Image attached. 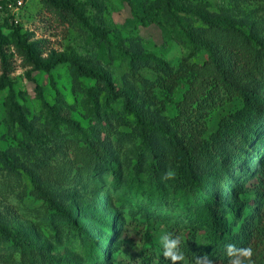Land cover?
Returning a JSON list of instances; mask_svg holds the SVG:
<instances>
[{
  "label": "rangeland",
  "instance_id": "obj_1",
  "mask_svg": "<svg viewBox=\"0 0 264 264\" xmlns=\"http://www.w3.org/2000/svg\"><path fill=\"white\" fill-rule=\"evenodd\" d=\"M175 6L198 16H180ZM82 17L105 29L111 44ZM208 23L233 25L264 46V0H0V264H91L107 256L111 264H141V250L151 247L146 236L158 252L167 243L171 226L161 216L186 225V212L202 214L200 200L180 186L166 133L188 139L190 111L218 69L233 85L219 88L226 110L244 107L239 88L264 95V68L239 66L233 37ZM189 35L213 56L205 49L192 56ZM119 47L142 60L131 62ZM80 69L106 73L124 98ZM134 109L154 128L137 125L128 114ZM215 113L205 111L199 126ZM249 130L242 164L232 162L239 148L229 140L194 164L219 213L243 201L248 214L258 208L250 172L262 164L264 107ZM144 209L157 212L151 224ZM259 221L264 227V208ZM241 263L264 264V242Z\"/></svg>",
  "mask_w": 264,
  "mask_h": 264
},
{
  "label": "trees",
  "instance_id": "obj_2",
  "mask_svg": "<svg viewBox=\"0 0 264 264\" xmlns=\"http://www.w3.org/2000/svg\"><path fill=\"white\" fill-rule=\"evenodd\" d=\"M176 9L180 16H198L196 12L184 7H176ZM74 12L77 11L74 10ZM82 19L91 31L111 44L110 37L105 29L91 25L85 17H82ZM208 24L213 28H222L228 35L233 37L234 44L239 48L236 49L237 62H240L239 66L247 67L251 65L263 70L264 46L259 39L230 24ZM188 45L191 48L192 56H197L202 49H205L211 57L213 56L209 46L195 40L191 35H189ZM119 53L133 63L142 60L127 47H119ZM33 61L46 70L52 68V65H43L37 59L33 58ZM67 62H69L67 59H60L57 64ZM80 73L83 76L98 78L114 97L124 98V94L116 93V85L106 73L94 69H80ZM223 85L233 86L229 82L225 71L218 69L215 75L207 80L205 84V89L210 88L208 92L199 98L197 104L190 111L192 121L185 134L188 139H182L183 141H181L175 132L168 131L166 133L168 141L175 147L176 162L179 164L181 171L179 176L180 186L183 192L200 200L195 209L202 212V214L195 211L192 213L186 212L185 216L189 218V224L186 225L173 220L170 215L164 214L161 216L160 218L165 221L166 225L171 226L166 236L167 243L161 247V252H158L155 250L154 239L151 236H146L145 241L151 247L150 249L141 250L139 258L141 264H243L241 260L246 257L243 250L250 249L252 253L254 248L260 247L264 242V227L259 221L261 210L264 208V147L260 153L263 158L262 164L256 161L257 164H254L250 172L252 185L249 190L254 191L255 204L258 208H254L249 214L245 212L246 201L239 203L236 208L228 209L226 213H219L217 206L220 203L210 197L203 187L201 174L194 165L198 159L210 156L218 145L228 140L233 141L232 143L235 145L238 143L237 147L239 149L234 151L235 153L231 157L233 163L240 165L249 158L246 150L254 135L249 128L255 123L259 110L264 107V95L251 89H237L236 92L243 99L244 107L232 113L222 106V100L218 95L219 88ZM191 104L189 100L187 106ZM216 108L220 109L216 110ZM205 111L210 112V115L214 111L216 113L211 116L213 119L211 124L200 127L199 122L202 120L200 118ZM128 114L134 118L136 124L140 127L151 126L154 128L151 123L145 121L142 110H130ZM262 123V121H259L258 126H261ZM197 132L203 133L202 140L195 138ZM260 142L258 141L257 145ZM0 156H2L1 153ZM221 166L224 169V164ZM229 174L223 173L219 181L221 190L226 188L224 185L227 183ZM134 195L140 197L138 192ZM149 203L153 207L159 205L153 199ZM127 206L134 209L136 205L134 202L128 201ZM186 206L188 208L193 207L189 204ZM153 212L157 213L156 211L144 209L148 224H151V218L153 217L151 213ZM228 215H230V219L227 217ZM229 245L234 247L229 248ZM165 253H170V257H166ZM171 257H175L176 260L173 261ZM91 264H111V260L107 256L98 259V261H93Z\"/></svg>",
  "mask_w": 264,
  "mask_h": 264
},
{
  "label": "clouds",
  "instance_id": "obj_3",
  "mask_svg": "<svg viewBox=\"0 0 264 264\" xmlns=\"http://www.w3.org/2000/svg\"><path fill=\"white\" fill-rule=\"evenodd\" d=\"M166 178H167V179H172V178H174V173L170 170V171L166 174ZM173 246H175V245L173 244ZM232 247H234V246L229 245V248H232ZM243 254H244L245 256H250V255H251V250H250V249H244V250H243ZM165 256H166V257H170V253H165ZM171 258L173 259V261L176 260L175 257H171Z\"/></svg>",
  "mask_w": 264,
  "mask_h": 264
},
{
  "label": "built area",
  "instance_id": "obj_4",
  "mask_svg": "<svg viewBox=\"0 0 264 264\" xmlns=\"http://www.w3.org/2000/svg\"><path fill=\"white\" fill-rule=\"evenodd\" d=\"M25 0H18L19 6H22L24 4Z\"/></svg>",
  "mask_w": 264,
  "mask_h": 264
}]
</instances>
